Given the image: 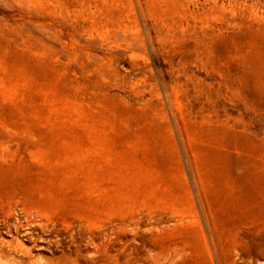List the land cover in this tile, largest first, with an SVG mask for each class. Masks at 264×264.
Wrapping results in <instances>:
<instances>
[{
    "label": "rangeland",
    "instance_id": "1",
    "mask_svg": "<svg viewBox=\"0 0 264 264\" xmlns=\"http://www.w3.org/2000/svg\"><path fill=\"white\" fill-rule=\"evenodd\" d=\"M0 264H264V0H0Z\"/></svg>",
    "mask_w": 264,
    "mask_h": 264
}]
</instances>
